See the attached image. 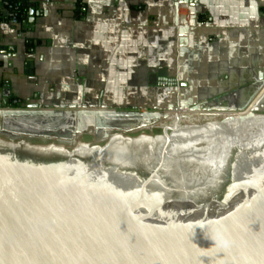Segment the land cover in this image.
I'll list each match as a JSON object with an SVG mask.
<instances>
[{"label": "water", "instance_id": "95a60500", "mask_svg": "<svg viewBox=\"0 0 264 264\" xmlns=\"http://www.w3.org/2000/svg\"><path fill=\"white\" fill-rule=\"evenodd\" d=\"M252 100L238 110L207 107L238 114L165 128L160 138L115 136L68 149L0 136V264H264V115ZM173 141L174 175L164 170Z\"/></svg>", "mask_w": 264, "mask_h": 264}, {"label": "crops", "instance_id": "0c3cea01", "mask_svg": "<svg viewBox=\"0 0 264 264\" xmlns=\"http://www.w3.org/2000/svg\"><path fill=\"white\" fill-rule=\"evenodd\" d=\"M2 1L0 106L147 111L182 97L238 110L264 82V0H29L27 28Z\"/></svg>", "mask_w": 264, "mask_h": 264}, {"label": "rangeland", "instance_id": "374dc122", "mask_svg": "<svg viewBox=\"0 0 264 264\" xmlns=\"http://www.w3.org/2000/svg\"><path fill=\"white\" fill-rule=\"evenodd\" d=\"M261 83L260 86H262ZM260 90L256 92L251 99L252 102L256 101L257 107L254 112L258 115H264V94L258 95ZM261 96V97H260ZM150 97V96H149ZM149 97L144 96L143 101H149ZM260 97V99H259ZM250 99V100H251ZM155 100V98H153ZM180 100L182 97H178L173 104L179 108V103L184 105ZM260 100V101H259ZM259 101V103H258ZM223 100H215L213 102H200L194 105L200 107V110H207V107L221 106L219 104ZM251 102V103H252ZM257 104V105H256ZM169 105V104H168ZM168 105L164 108L147 109L146 110H130L119 111L110 110L97 105L96 107H89L87 109L80 108H65L55 111L51 108H46L42 111L47 113L54 112V114L45 115H31V116H7L0 115V136L6 141L20 142L27 141L31 144L48 145L57 144L63 145L68 149L75 148L80 143H88L91 145H105L112 137L119 138H156L163 137L166 133L164 127H160V122L157 123L158 117L150 116V114L144 115V117L138 116L135 113L146 112H162L168 110ZM226 105V104H225ZM21 106V105H20ZM103 106V105H102ZM25 110L24 107H19ZM106 112L108 114H106ZM114 112H116L114 114ZM249 112V111H248ZM228 116H236L234 113ZM247 112L240 113L241 115ZM227 117L226 114H222ZM186 116V115H185ZM189 117V116H188ZM25 118L26 121L23 119ZM219 120V121H218ZM223 120V117L216 118L210 121H204L202 123H183L181 126H196L204 124L219 123ZM42 121V122H40ZM179 122V121H178ZM173 124H170L172 126Z\"/></svg>", "mask_w": 264, "mask_h": 264}, {"label": "built area", "instance_id": "2783aa9c", "mask_svg": "<svg viewBox=\"0 0 264 264\" xmlns=\"http://www.w3.org/2000/svg\"><path fill=\"white\" fill-rule=\"evenodd\" d=\"M2 3H3V5L5 6V8L8 11V17L10 19V22L12 24H14V25H19L20 22L18 21L17 14L13 10V5L9 4L7 1H2ZM178 10H179V14H181L180 11L183 10V7H182L181 3L179 4ZM192 19H194V18H192ZM182 27H183V29H187L189 26H186V24L184 23V25H182ZM18 103H19V101L16 100L13 105L7 107L6 109L0 107V112H2L3 110H15V109L17 110V109H21V108H19L21 106ZM173 105H174V109L173 110H169V108L167 107L168 110H164L162 112H156V111L151 112V113H159L161 115H166L165 117H163V118H161L159 120L157 119L158 120L157 123L160 122V125H159L160 127L166 128L168 126L167 128H169L170 122H168V119L169 120L171 119L169 117V115H172V117L173 116L175 117V115H179L182 111H186L188 113H192V115H198V116L199 115H203L202 113H214V112H215L214 114H217V112L220 113V111H208V110H205V111H203V110L194 111V110L191 109V106L182 105L181 103L178 104L179 108H177L175 104H173ZM177 117L178 116H176V121L178 122L179 120H177ZM216 118H218V117H214L213 119H216ZM210 120H211V118L209 120H199V121H197L195 123H202L204 121H210ZM162 122H165V123L168 122V123L167 124H163ZM178 125H180V124H178Z\"/></svg>", "mask_w": 264, "mask_h": 264}, {"label": "trees", "instance_id": "16d2710c", "mask_svg": "<svg viewBox=\"0 0 264 264\" xmlns=\"http://www.w3.org/2000/svg\"><path fill=\"white\" fill-rule=\"evenodd\" d=\"M7 1L9 4L13 5V10L17 14L18 21L22 24L25 25L27 28L30 26L29 24V15L31 9L36 10L37 5L33 4L29 0H3ZM29 48L32 49L34 44L29 42ZM12 101H10L9 106L12 105Z\"/></svg>", "mask_w": 264, "mask_h": 264}, {"label": "bare ground", "instance_id": "6f19581e", "mask_svg": "<svg viewBox=\"0 0 264 264\" xmlns=\"http://www.w3.org/2000/svg\"><path fill=\"white\" fill-rule=\"evenodd\" d=\"M245 112H248V111H245ZM214 113H202L203 115L198 116V115H192V113H188L186 111H182L179 115H175V117L174 116L172 117V115H169L171 119L170 120L168 119V122H170V124H173L172 126L169 125V127H176V126H179L178 124H183V123H194L199 120H209L210 118L211 120H213L214 117H218V118L224 117V115L222 114H226L227 116L231 114L230 112H220V113L217 112V114H214ZM152 116L156 117V115H152ZM176 116H178L177 120H179V122L176 121ZM162 123L167 124L165 122H162Z\"/></svg>", "mask_w": 264, "mask_h": 264}, {"label": "flooded vegetation", "instance_id": "af4514ba", "mask_svg": "<svg viewBox=\"0 0 264 264\" xmlns=\"http://www.w3.org/2000/svg\"><path fill=\"white\" fill-rule=\"evenodd\" d=\"M170 144H171V145L169 146L168 149H169V152L171 153V156H170V157H172V158H170V157H167V158H166V162H165L166 164L164 165V170H165V171L167 170V171L170 172V174H173V175H174V174H175V173H174L175 171H172V169H170V167L172 166V164L170 165V160L173 159L174 156H177V155L180 153V152L176 151V150H177V147H179V146H178L179 143H177L176 141H173V142H171ZM140 146H141V145H140ZM137 147H139V146H137ZM201 147L203 148V146L200 145V147H197V148L195 149V151H196V152L199 151V153H201V152H202ZM154 148H155L156 151H158L159 148L162 149L163 147H162V145H158V144H157V147H154ZM118 149H119V151H124V152H125V151H127L128 148L125 147V146H122V145H121V147L118 148ZM200 149H201V150H200ZM142 150H143L142 148H138V149L136 150V152L138 151V153L136 154V156H138V155L141 156V154H142ZM146 150H147V153H148L149 151H152L153 149L150 150V148L147 147ZM159 151H161V150L159 149ZM145 152H146V151H145ZM152 152H153V151H152ZM139 153H140V154H139ZM153 154H154V153H153ZM120 156H121V157H120L119 159H122V158H123L122 155H120ZM153 156H155V154H154ZM143 158H144V157H143ZM200 158H202V157H200ZM167 164H168V165H167ZM183 165H184V164H183ZM203 165H204V164H203ZM166 166H167V167H166ZM199 166H201V165H199ZM199 166H197V168H198ZM185 167H186L187 169L190 168V167L188 168V164H187V163H185ZM191 168L193 169L194 167L191 166ZM193 181H194V180H193ZM195 181H196V180H195ZM191 185H192V184H190L189 186H191ZM217 192H218V191H217Z\"/></svg>", "mask_w": 264, "mask_h": 264}]
</instances>
